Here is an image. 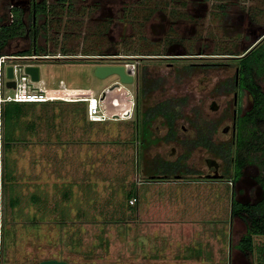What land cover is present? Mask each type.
<instances>
[{
	"label": "rangeland",
	"instance_id": "374dc122",
	"mask_svg": "<svg viewBox=\"0 0 264 264\" xmlns=\"http://www.w3.org/2000/svg\"><path fill=\"white\" fill-rule=\"evenodd\" d=\"M175 1L141 0L138 9L143 6L152 7V4L175 7ZM136 2L137 0L132 1L135 8ZM250 4L256 9L261 6V13L264 14L262 0H250L246 3L247 6ZM146 12L148 8H143L139 14L145 15ZM135 21L136 19L130 21L132 24L127 29V39L124 43L117 39L115 48L128 55L156 53L159 47L151 42L154 41L153 33L148 27L145 28L148 39L142 43L138 38L141 31H136ZM209 22L210 36L227 38V32L218 29L216 19L210 18ZM76 40L79 46L75 49L70 46L74 52L80 50L81 42H84L79 38ZM88 41L90 40L85 39L87 44ZM246 41L241 42L242 46ZM98 43L105 46L104 37L99 36ZM14 44L23 49L29 46V41L25 39L13 43V46ZM227 46L229 45L224 48H229ZM196 47L189 48L193 51ZM210 49L212 47L208 48L209 51ZM190 60L200 62L207 59ZM78 61H42L39 64V82L33 83L28 77L24 80L18 76L17 89H8L5 94L12 96L15 91H21L20 84L25 82H31L29 87H35L36 91L39 88L53 87L91 88L96 94L102 95L105 91L101 104L107 115L121 116L126 106L133 112L136 104L133 84H120L110 90L109 86L118 80L117 76L99 79L92 75L91 65ZM166 62L168 61L152 59L144 61L150 65L152 73L168 74L165 89L150 95L146 104L152 103L155 98L185 96L180 90V82L187 83L186 87L192 90L190 99L193 106L209 103L212 97L210 87L218 79L219 69L205 68L210 72L207 75L209 80L203 81V74L206 73L198 72L203 68L195 67L194 71L197 72L185 79V82L183 79L176 80L170 74L174 68L166 65ZM216 100L220 102L218 97ZM188 103L191 102L188 100ZM57 104L64 105L63 108L67 111ZM72 104H24L30 110L19 119L14 133L20 142L13 144L9 152H4L6 164L12 170L15 181L11 183V189L7 185L2 187L0 264H37L41 260L52 258L73 264H258L260 256L257 249L252 254L245 255L236 248L238 240L245 233V227L238 218L230 219L229 184L223 181H197L201 180L196 176L202 161V150L199 151V148L193 150L191 155L187 152V157L183 153L176 159L175 156L181 151L174 154L172 145L160 141L156 137L157 132L150 138L151 144L147 145L143 136L145 133L141 132L143 127L147 130V125L142 122L145 118L140 119L139 129L134 126L129 128L132 133L125 132V121L104 119L89 124L82 121L80 133L92 137L96 142H102L91 145L90 150L87 149L82 154L84 165L94 163L92 169L88 167L82 173L76 164L78 160H72L74 154L68 153L67 163L62 168L54 165L51 159L52 153L58 149L56 146L48 148L39 143H25V138L30 139L34 134V142L44 134L56 141V130L61 125L68 128L69 120L64 118L60 123L59 116L53 120V129H48L44 120H40L39 125L29 120L32 115L37 117L46 113L45 107L52 105H57L55 110L58 115H66L71 112L69 106ZM72 112L69 114L71 117L83 113V110L78 108ZM182 114L181 118H185L184 112ZM64 127L60 136L67 134ZM152 129L149 131L151 134ZM3 130L1 126V134ZM159 130L162 133L164 127L160 126ZM123 132L126 133L124 139ZM129 137L130 143L125 147L121 142ZM108 146L114 148L116 162L109 156L111 151ZM64 152L67 154V150ZM57 155L56 162L63 165L66 155ZM224 165L226 169L227 166ZM221 171L227 172L224 169ZM76 172L78 174H73ZM162 173H171V178H165L168 183H156L152 180L157 179H147L148 176L164 175ZM180 175L184 177L173 178ZM65 192L69 193L68 200L62 197ZM128 193L135 195L138 200L135 198L131 202L132 197H127ZM9 194L16 199L17 206L13 208L8 205ZM253 239L255 247L264 245V235H255Z\"/></svg>",
	"mask_w": 264,
	"mask_h": 264
},
{
	"label": "flooded vegetation",
	"instance_id": "af4514ba",
	"mask_svg": "<svg viewBox=\"0 0 264 264\" xmlns=\"http://www.w3.org/2000/svg\"><path fill=\"white\" fill-rule=\"evenodd\" d=\"M132 1L0 0V29H9L13 27L14 22L22 25V34L10 36L4 52L0 55H13L17 61L28 59L26 61L35 65L48 60H61V62L82 60L80 63L91 66L98 63L122 64L132 76L130 84H133V96L136 104L138 101L141 112H145V101L150 97L146 98L144 95L149 90V95L163 91L168 75L152 73L150 65L144 61L150 59L159 62L168 61L166 65L174 68L170 74L178 81L192 77L194 72H197L194 71L195 67L203 68L198 72L206 73L203 74V81L209 80L208 68L219 69L218 79L210 87L212 97L209 103H198L193 106L190 99L192 90L186 87L187 83L180 82V90L185 96L155 98L149 103L159 112H155L153 117L148 115L151 119L147 120L152 126L156 123L153 126L154 131L157 132L156 137L163 143L165 141L171 144L174 154L181 151L175 156L176 159L183 153H186V157L187 152L191 155L196 148L202 150L201 167L196 176L201 179L199 181H223L229 184L230 219L238 218L246 230V223L242 217L232 215L233 202L253 207L264 200V164L261 161L264 159V151L261 149L262 143L264 145V123H257L252 117L254 98L241 81L238 64L253 50L264 47V14L261 13V6L258 9L252 4L247 6L246 3L250 0H176L175 7L159 4H152V7L143 6L148 8V12L140 15V10H143V8L138 9L141 0L135 3L137 8L133 7ZM262 1L264 4V0ZM210 18L217 20L218 29L227 32V38L210 36ZM135 19L136 31H141L138 38L142 43L148 39L145 28L148 27L153 33L154 41L151 42L159 47L156 53L128 55L118 52L115 48L117 39L122 43L127 39V29L132 24L130 21ZM99 36L104 37L105 46L97 44ZM77 38L84 42L85 39L90 41L88 44L82 41L81 49L74 52L71 48L73 46L75 49L79 46ZM25 39L29 41L27 47L41 46L44 49L41 52L43 54H35L32 50V54L18 55L16 52L21 49L17 48L19 47L17 44L13 46V43ZM245 40H247L246 44L242 46L241 42ZM225 45H229L227 46L229 48H224ZM192 46H197L196 50L192 51V48H189ZM210 47L212 49L209 51ZM190 58L207 60L193 62ZM252 77L264 93V73L257 77L254 72ZM118 81H114L112 86ZM112 86H109L110 90L115 88H111ZM217 97L220 102H217ZM188 100L191 103H188ZM136 104L130 116L124 113L115 120H125L129 117L134 123L138 122ZM3 106L4 103L2 108ZM164 108L166 111L175 109L169 113L170 118H166L160 111ZM183 112L185 118H181ZM170 125L174 127V132L170 130ZM1 126L4 128L2 109L0 111V206L5 182L4 130L1 134ZM160 126L164 127L162 133H159ZM198 127L201 128V139H197ZM251 133H257L259 140L251 138ZM250 140L253 148L259 150L245 149L246 155L242 152L245 162L240 167L239 176H235L236 143L247 146ZM223 163L226 164V169ZM222 169L227 172H222ZM1 228L0 221V242Z\"/></svg>",
	"mask_w": 264,
	"mask_h": 264
},
{
	"label": "trees",
	"instance_id": "16d2710c",
	"mask_svg": "<svg viewBox=\"0 0 264 264\" xmlns=\"http://www.w3.org/2000/svg\"><path fill=\"white\" fill-rule=\"evenodd\" d=\"M20 34H22V25L20 23L18 24L16 22H14L13 27H10L9 29L1 28L0 29V54L4 52L5 45L7 44V39L10 36H13V35L19 36ZM32 50H34L35 54H38V55L43 54L41 52L44 51V49L41 46L40 47L39 46H36V47L31 46V47H26V48H23L21 50H18L16 53L18 55H28V54H32L31 53ZM238 65H239V72L241 74V81H242L243 85L246 86L248 88V90H250V92L254 98V106H253V109L251 110L252 111L251 112L252 117H254L253 119L257 120L256 121L257 123H261V122L264 123V93L261 91L260 86L258 85L257 82L254 81V79L252 77V73H254V72H256L257 77H259L262 73H264V47H259L255 50H253L250 54L243 57L240 60V63ZM148 92H147V94L144 95L146 98L150 96L148 94ZM50 102H62V101H48V102H41V103H50ZM25 103H35V102H13V101H9V102L4 103V106L2 108V118L4 120V149H5V151L9 152L12 145L20 140L17 136H15L14 133H15V128L19 124L18 123L19 119L26 114L27 110H30V109H28V107L24 106ZM70 103H73L75 105H79V108H81L83 110V114L85 113V105L83 102H70ZM140 104H141V101H140ZM136 105H137L136 112L138 113V122H135L133 126L135 128L139 129L140 119L141 118L144 119V117L146 118L142 122L145 123V125H147V130L146 129L144 130L145 127H143L141 132L145 133V135H143L145 137V142L148 143L147 145H150L151 142H149V140H150V138H152V136H154L155 131L152 129L153 127L151 125V122L149 120H147L150 118V116H148V115H152V117H153L155 112L158 113L159 110H157L156 108H153L152 105L145 103V106H144L145 112L144 111L141 112V110H139V108H138V101H137ZM160 111H162V114H164L166 118H170L169 113L172 111H175V109L171 108V109H168L166 111L164 108L163 110H160ZM141 127H142V125H141ZM169 128L171 131L174 130V127L172 125H170ZM151 129H152L153 134H151L149 132ZM197 129H198L197 139H201L202 138L201 137L202 133L200 131L201 128L198 127ZM256 134L251 133L250 137L259 140V136H258V134L257 135ZM257 145H259V143ZM255 146H256V144H255ZM148 148L146 147V149H148ZM236 149H237L236 155H235L236 156V170L234 172V175L239 176L240 167L245 162V156H243V154L244 155L247 154V152H245V149H246V151H250L251 149L258 151L259 149H256V147L253 148L251 140L247 146H245V145L242 146L241 144L236 143ZM261 149H262V151H264L263 143L261 145ZM242 152H243V154H242ZM183 155H185V153ZM261 161H262V164H264V159H261ZM162 174H164V175L148 176L147 179L166 180L165 178H171L172 177L171 173L170 174L169 173H162ZM183 177L184 176H181V175L177 176V177L173 176V178H183ZM4 181H5L4 182V188L7 185L8 189H11V187H10L11 183H13L15 181L14 176H13V172L7 166L6 161H5ZM63 197L65 200H68L70 197L69 193L66 194V192H65ZM127 197H129V198L133 197L134 199L136 198V196L133 195L132 193H128ZM15 201H16V199H14L10 195L8 198V205H10L11 208L17 206V203ZM241 212L245 213L246 216H244L245 214L242 215ZM232 215L242 217V219L246 223L245 233H243L241 235L240 239L238 240V242L236 244V248L240 252L244 253L245 255L252 254L255 251V249H257V251H259L258 253L260 256V261L258 262V264H264V245L262 244L259 247H255V243H254V239H253V237L255 235H264V200L261 201L260 203L256 204L253 207L242 205L238 202H233Z\"/></svg>",
	"mask_w": 264,
	"mask_h": 264
},
{
	"label": "built area",
	"instance_id": "2783aa9c",
	"mask_svg": "<svg viewBox=\"0 0 264 264\" xmlns=\"http://www.w3.org/2000/svg\"><path fill=\"white\" fill-rule=\"evenodd\" d=\"M35 56V55H34ZM17 61L13 58V55H0V111L2 105L5 102H48V101H63V102H83L85 105V113L90 121H103L104 119H117L119 115L109 116L104 112V108L101 104V94H96L91 88H78V87H53V88H39L36 91L34 88H30V83L20 84L22 90L15 91L13 95L5 94L6 90L12 89L5 86V82L8 80L5 76V69L7 66H13V72L17 89L18 80L17 77L20 76L21 79L25 80L28 77L24 74L23 69L26 65H33L26 61ZM29 78V77H28ZM30 80V79H29ZM36 83V82H33ZM25 89H27L25 91ZM5 94V95H4ZM123 114L127 113L126 108L122 110ZM123 114L121 116H123ZM134 199V198H133ZM131 199L130 201L132 202Z\"/></svg>",
	"mask_w": 264,
	"mask_h": 264
},
{
	"label": "crops",
	"instance_id": "0c3cea01",
	"mask_svg": "<svg viewBox=\"0 0 264 264\" xmlns=\"http://www.w3.org/2000/svg\"><path fill=\"white\" fill-rule=\"evenodd\" d=\"M39 81H40V79H39ZM63 103H67V104L69 103L70 104V102H63ZM57 105L62 106V109L64 110V108H63L64 105H62V104H57ZM57 105L49 106L51 108L45 107L44 110H45V112L47 111L46 113L41 114L40 116H37V117L32 115V117L30 118L29 121H33V122H35V123H37L39 125V121L40 120L41 121L44 120L47 123L48 129H53V127H54L53 120L59 118V116H60V119H58V120H60L59 122L62 123V120L64 118H66L67 120L70 121V122L67 121L69 123V127L68 128H65L64 125L63 126L61 125V128L58 129V130H56V133H57L56 134V141H53L50 136L44 134L43 136H40L39 138L37 137V141L34 142V137H35V134H34V135L31 136L30 139H28L29 137L27 139L25 138V143H39V144H42L44 146L46 145V147H48V148L49 147L56 146L58 149L56 148L57 150H55V153L54 154L52 153V155H51V159H52V162H53L54 165H60V167L64 166V164L67 163L66 160H67V156H68V153H69V154H74L75 155L74 158L72 157V160H75V159L78 160L76 162V164H77L78 168L80 170H82L81 173L83 172V170H87L88 167H90L92 169L93 166H94V163L91 162V163H87L86 165H84L83 162H82V154L85 151H87V149L90 150L89 147L91 145H94V144H97V143H102V142H100V141L96 142V141H94L92 139V137H89L86 134L80 133V129L79 128H80V123L82 121H84L85 123H88V124L89 123H96V122H100V121H90L87 118L86 113H84V114L83 113H80L79 115L77 114V115H74L73 117H71L69 114H72L73 113L72 111H74L75 109H78L79 108V106L78 105H75V104H72V105L69 106V109L71 108L70 111L72 113L69 111L70 113H67L66 115H63L62 113H61V115L60 114L58 115L56 113V110H55V108H57L55 106H57ZM126 110H127V114L130 116L131 109L127 108V106H126ZM64 111H67V109H65ZM129 119L130 118L128 117V119H125V120H117V121H125L126 122V127H125L126 128V131L125 132H128L129 131V132L132 133V130L130 131L129 128L134 125V122L132 120H129ZM37 120H38V122H37ZM63 122H65V121H63ZM63 127L65 128L67 134H64V135L60 136V132H61V129ZM122 134H123L122 135V138L124 139L125 136H126V133L123 132ZM26 140H29V142H27ZM129 140H130V137H129L128 140L122 141L121 144H124L125 147H126L128 145V143H130ZM53 143L56 144V145H54ZM65 150H67V154L64 152ZM108 150L111 151L109 153V156L111 157V159L114 162H116V157H114V153H115L114 152V148H112L111 146H108ZM57 153H59L60 155H62V157H63V155H66L65 162H63V165H61L59 162H56V159L58 157ZM72 160H69L68 159V161H72ZM69 163L71 164V162H69ZM80 165H84L85 168H84V166L83 167L81 166L82 167V169H81ZM68 169H70V168H68ZM73 172H75V171L73 170ZM73 174H78V173L76 172V173H73ZM152 181H156V183H168L169 182L167 180H160V179L152 180ZM159 181H161V182H159ZM186 181H190V180H186ZM197 181L198 182H204V181H199V180H197ZM176 182H180V181L176 180ZM212 182L215 183L217 181H212ZM62 197H63V194H62ZM137 200L138 199L136 197V201Z\"/></svg>",
	"mask_w": 264,
	"mask_h": 264
},
{
	"label": "water",
	"instance_id": "95a60500",
	"mask_svg": "<svg viewBox=\"0 0 264 264\" xmlns=\"http://www.w3.org/2000/svg\"><path fill=\"white\" fill-rule=\"evenodd\" d=\"M23 72L25 75H27L32 82H38L40 79V67L39 65H26L24 66ZM91 73L93 76L104 79L108 76L115 75L118 77V83L121 84H130L132 82V76L129 73V70L126 69V67L122 64H104V63H98L93 64ZM5 76L8 79L6 81V87L14 89L16 87L13 72V66H7L5 69ZM113 85L111 88L115 87L116 85ZM105 93L102 92L101 99H104ZM37 264H73L71 262L65 261V260H59V259H44L39 261Z\"/></svg>",
	"mask_w": 264,
	"mask_h": 264
}]
</instances>
